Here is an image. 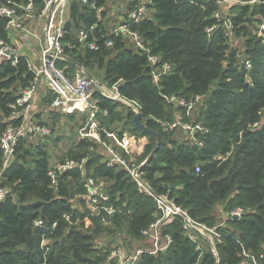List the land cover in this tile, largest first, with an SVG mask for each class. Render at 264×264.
Masks as SVG:
<instances>
[{"label":"trees","instance_id":"16d2710c","mask_svg":"<svg viewBox=\"0 0 264 264\" xmlns=\"http://www.w3.org/2000/svg\"><path fill=\"white\" fill-rule=\"evenodd\" d=\"M89 1L94 2L97 9L75 2L70 6L64 53L74 58L87 73L94 67L103 70L108 86L118 83V93L138 103L141 123L158 135L160 145L146 161L156 146L155 139L135 128V115L130 109L97 94L94 98L99 100V109L107 111V117H97L100 129H110L111 125L124 121L127 132L146 138L148 144L136 162H145L140 171L143 181L153 194L166 195L192 219L213 226L221 220L215 216L219 208L223 213L234 209L245 212L239 220H227L228 226L220 230L223 236L217 244L220 264H239L243 252L264 255L262 38L255 35L246 40V58L241 59L240 51L230 44L220 27L222 21L213 17L219 9L216 1L152 0L148 17L131 24L130 30L139 34L150 55L160 59L159 66L168 64L172 68L154 83L146 54L126 45L124 37H112L105 30L106 14L99 11L105 0ZM228 13L232 34H244L251 24L264 21V4L233 6ZM5 25L6 20L0 17V40L8 43ZM210 27L214 30L208 34L206 29ZM90 28L92 33L87 42L97 45L95 51L77 40L81 29ZM108 40L114 44L110 49L105 47ZM245 60L250 62L251 72H246ZM30 80L24 59L20 58L15 66L3 63L0 135L7 126L15 124L5 121L11 113L9 105L19 95L15 84L18 82L24 89ZM197 95H205V99L195 121L208 130L200 137L201 148L176 139V131L163 132L157 123L172 122L178 111L181 114L185 111L168 104L164 97L190 100ZM254 124L258 126L253 128ZM31 140L18 143L13 163L4 171L0 150V185L10 191L0 203V264H103L115 242L99 241L96 249L93 234L110 226L122 228L126 236L140 240L141 231L155 219L156 206L152 197L139 189L126 171L107 168L102 163L104 155L100 154L97 164L93 160L97 156L95 152L87 153L89 149H96V144L88 140L78 139L75 151L66 153L68 159L86 158L87 175L107 184L110 203L116 212L110 222L103 225L85 212V203L80 199L83 188L79 172L61 175L57 185L52 187L47 176L51 158L42 146H32ZM197 167L199 172H196ZM75 205L80 208L73 209ZM63 215L71 216L70 223ZM37 220L43 222L41 228L33 226ZM163 233L172 241L166 251L157 255L143 254L136 264H214L208 253L198 257L195 246L182 234L180 219L166 226ZM43 237L49 241L47 252L40 248Z\"/></svg>","mask_w":264,"mask_h":264},{"label":"built area","instance_id":"2783aa9c","mask_svg":"<svg viewBox=\"0 0 264 264\" xmlns=\"http://www.w3.org/2000/svg\"><path fill=\"white\" fill-rule=\"evenodd\" d=\"M151 1L148 0L147 6L143 0H134L127 10L126 20L114 26L109 35L112 37H124L136 52L146 54L151 78L154 83H157L159 78L169 74L172 68L168 64L159 66L160 59L157 56L150 55L149 49L139 34L130 30L131 24H137L148 17ZM214 1L218 4L219 9L213 13V17L217 21H222L220 22V27H222L225 35L228 36L231 45L232 24L228 10L233 6L252 5L257 1L260 4H264V0ZM73 2L90 9H97L96 4L89 0H25L24 3L20 4L9 0L4 3L0 2V17L6 20L5 32L7 35H12L15 41L21 39L20 32L26 35L22 26L28 19L37 17L47 22L42 29L41 46L36 54L38 65L34 61H29L22 54L23 48L18 46L19 44H16L14 40L10 43L0 40V69L3 63L15 66L18 60L22 58L25 60L26 68L31 76L28 86L24 89L22 88L15 101L9 105L11 110L9 119L15 124L7 126L0 135V150L3 154L2 171L12 165L17 145L21 140L48 138L51 135V130L47 126L38 123L34 119V98L40 86H44L51 95L50 108L55 113L61 115L84 113L86 115L84 123L78 130V134L82 140H92L98 143L100 149L104 152L103 163H105L107 168L118 167L126 171L137 187L144 190L155 202V219L149 224L148 228L141 231V245L130 254H127L123 247L111 248L103 264H136L143 254L157 255L165 252L172 241L169 235L163 233V229L175 221L176 218L180 219L182 234L195 246L198 257L200 258L204 253H208L212 256L214 264H220V257L217 251V244L221 242L223 237L220 230L228 226L227 220L232 221L234 217L239 220L245 212L242 209H234L229 213H223L226 220L221 219L213 226H208L192 219L185 210L176 206L166 195H155L152 193L150 187L143 181L140 172L145 162L137 164L128 160L118 148L105 140V137L110 138V134L100 129L97 117L98 115L107 117V111L99 109V100L94 98L95 95L98 94L108 100L118 102L130 109L135 116L139 115L140 106L137 102L129 100L118 93V83L108 86L107 82L98 81L83 68H79L74 74H70L66 68L59 66L60 62L66 61L63 40L65 37V26L70 19V6ZM257 28V36L262 38V44H264V21ZM213 30L214 27H210L206 29V32L210 34ZM91 33L92 28L89 30L81 29L77 33V40L78 43L95 51L98 48L97 45L93 41L87 42L88 35ZM113 45L111 40L105 42L107 49L112 48ZM244 67L246 72H251L252 68L248 60H245ZM164 98L168 104L173 105L178 110L181 109L188 112L193 107L201 105L205 95H197L190 100L176 96ZM177 114V118L172 122L157 121L161 130L165 133L172 131L181 132L186 137V141L201 148L203 143L200 141V137L206 135L208 130L201 123L184 121L181 112L178 111ZM257 126V124H254L253 128ZM126 144L128 145V142L123 145ZM87 162L86 158L80 160L64 159L54 165L50 164L47 176L52 187H54L57 185L61 175L72 171L79 172L83 188L80 199L85 203V212L90 217L98 219L103 225H107L114 216L116 209L110 203L109 189L105 181L87 175ZM199 171L197 167L196 172ZM9 195L10 191L0 185V203ZM79 208L73 207V209ZM63 218L70 223V215H63ZM33 226L41 228L43 222L37 220L33 223ZM55 226L56 224L52 226L51 231ZM48 246L49 241L43 237L40 244L41 250L47 252ZM242 257L243 260L239 264H264L263 254L257 256L249 252H243Z\"/></svg>","mask_w":264,"mask_h":264},{"label":"rangeland","instance_id":"374dc122","mask_svg":"<svg viewBox=\"0 0 264 264\" xmlns=\"http://www.w3.org/2000/svg\"><path fill=\"white\" fill-rule=\"evenodd\" d=\"M134 0H105V5L102 9H100L99 11H104L106 16L104 18L103 21L106 22H112L111 19L113 18H121V20H126L124 19V15L126 16L127 10L129 9L128 6L130 4V6L132 5V2ZM144 4H146L148 6V0H143ZM260 4L259 1H257L256 3H253L250 6H258ZM129 6V7H130ZM150 12V9H149ZM117 19V21H118ZM117 25V24H116ZM250 25L248 31L244 34H239V35H235V33L232 34L231 36V42L232 45L240 51V58H246L245 52H246V40L253 38V36L256 35L257 36V31H254L253 28H257L259 26V24L253 23ZM126 45H128V43H126ZM130 46V45H128ZM87 69V68H85ZM88 70V69H87ZM89 74H91L92 76H94L97 80L101 79V71H98L95 67L93 70H88ZM18 92V91H17ZM201 105L199 106H195L193 107L191 110H188V112L184 111L181 116L184 119V121H188V123H195L196 118L199 116L200 111H201ZM77 114H75V116H73V118H60V117H53L52 115L50 117L44 118V122L42 123L44 125H46L50 130H51V135L48 138H33L31 140V144L32 146L35 145H39L42 146L45 150L47 155L51 158V163L52 165L56 164L57 162H59L61 160L62 157H66V153L69 150L75 151V146H76V142L78 141V139H81V137L78 134V130L81 127V124L84 123L85 121V117H81V116H76ZM62 117V116H61ZM3 121L5 120L4 118H2ZM6 122H9L10 119L5 120ZM117 126V125H116ZM103 129V128H102ZM130 134V132H128ZM133 135V134H132ZM111 138L116 139V136H112ZM175 138L178 140H184V142H186V137L184 136V134H182L181 132H178L177 135H175ZM82 140V139H81ZM139 141L145 142V144H148V140L146 138H141L139 136L135 137V141L134 143H137ZM88 142H94L96 144V149H92V150H88L87 153L89 154H93L95 152V154L97 156H95V158L93 159L94 161H96V159L98 160V154L103 155L102 150L100 149L98 143L96 141H92V140H88ZM119 143L120 144H124L125 142L121 139H119ZM86 152V151H85ZM90 158V156H89ZM68 159V158H65ZM136 162L138 158H133ZM139 161V160H138ZM96 163L98 164L99 161H96ZM220 208L218 210H216V218H220L221 214L219 213ZM221 212V211H220ZM78 228V230H83L80 227H76ZM106 229V228H105ZM98 230V234H93L94 235V243L95 246L94 248H98L99 247V241L102 242H107V243H111L112 241L115 242V244L113 245L112 243V247H123L124 250L126 251L127 254L133 253L139 245H141L140 240H136L133 238H129L128 236H126V231L122 230V228H116L114 226H110L108 227V230Z\"/></svg>","mask_w":264,"mask_h":264},{"label":"crops","instance_id":"0c3cea01","mask_svg":"<svg viewBox=\"0 0 264 264\" xmlns=\"http://www.w3.org/2000/svg\"><path fill=\"white\" fill-rule=\"evenodd\" d=\"M123 17L125 19L126 16L124 15ZM117 19L118 18L115 17L111 19L112 22L103 21V26L105 27V30L108 33L112 30L114 26H116V24L118 25V23L122 21L121 18H119L118 21ZM46 23L47 22L45 20H42L41 18H37V17L30 18L22 26L23 32H25L26 35L20 32L21 39H17V41H15L12 35L10 34L7 35L9 39L8 42L10 43L12 40H14L16 44L18 43L19 44L18 46L23 48L22 54H24L28 58L29 61H34L35 64L37 65L39 64V62L36 61V54L39 51L40 46H41V35L43 32L42 29ZM65 44L68 45V43H65ZM65 57H66V61L60 62L59 66L66 68V70H68L70 74H74L79 68H82V66L77 61H75L74 58L68 57L67 55H65ZM98 71L102 72L101 79L100 80L98 79V81L104 82V71L103 70H98ZM89 75L92 76L91 74ZM15 87L19 93L22 86L17 82L15 84ZM50 101H51V95L48 92L47 88L44 86L42 87L40 86L39 90L37 91L35 95L34 102H33L34 119L38 123H41V124L45 123L44 118L47 119V117H50L51 115L53 117H60V118L73 117L75 114H77L76 116L86 117L84 113H75L71 115H61V114L55 113L50 108ZM125 128L127 127H126L125 122L123 121L121 123H118V124L115 123L114 125H111L110 129H104L106 133L110 134V138L105 137V140H107L109 143H111L116 148H118L128 160L136 162L133 158L135 157L138 158L142 156V154L144 153V148L146 144L145 142H142V141L134 143L136 136L129 134ZM111 136H116V139L111 138ZM119 139L120 140L123 139L125 143L128 142V145L120 144ZM103 155H104V152H103ZM102 163H103V160H102ZM75 206L78 207L77 205ZM219 213L221 214L220 218L226 220L223 216V212L219 211Z\"/></svg>","mask_w":264,"mask_h":264},{"label":"water","instance_id":"95a60500","mask_svg":"<svg viewBox=\"0 0 264 264\" xmlns=\"http://www.w3.org/2000/svg\"><path fill=\"white\" fill-rule=\"evenodd\" d=\"M133 124H134L135 128L138 129L142 134L149 135V136L153 137L156 141L155 148L149 153V155L146 159V161H148L153 156V154L158 150L159 145H160V138L158 137V135L154 131L150 130L144 124L141 123L138 115L134 116ZM233 220L236 221L237 218L234 217Z\"/></svg>","mask_w":264,"mask_h":264}]
</instances>
